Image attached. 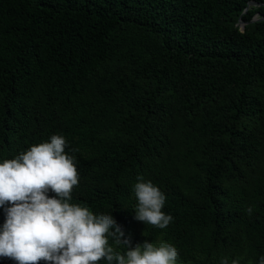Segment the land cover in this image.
<instances>
[{"label": "trees", "instance_id": "16d2710c", "mask_svg": "<svg viewBox=\"0 0 264 264\" xmlns=\"http://www.w3.org/2000/svg\"><path fill=\"white\" fill-rule=\"evenodd\" d=\"M248 1L0 0V162L62 135L70 203L177 264H259L264 0ZM138 175L165 194V229L134 219Z\"/></svg>", "mask_w": 264, "mask_h": 264}, {"label": "clouds", "instance_id": "9594fccd", "mask_svg": "<svg viewBox=\"0 0 264 264\" xmlns=\"http://www.w3.org/2000/svg\"><path fill=\"white\" fill-rule=\"evenodd\" d=\"M67 147L64 136L53 134L47 142L0 162V207L5 213L0 258L16 264H177L180 254L173 244L131 242L111 214L94 215L70 203L79 173ZM132 191L137 201L134 219L159 229L172 222L173 217L162 211L166 197L159 187L138 175ZM246 212L251 215L253 208ZM121 246L123 253L116 250ZM220 264L229 261L224 258ZM259 264H264V256Z\"/></svg>", "mask_w": 264, "mask_h": 264}, {"label": "water", "instance_id": "95a60500", "mask_svg": "<svg viewBox=\"0 0 264 264\" xmlns=\"http://www.w3.org/2000/svg\"><path fill=\"white\" fill-rule=\"evenodd\" d=\"M253 4H260L259 2L257 1H254V0H249L246 7L244 8L243 12H246V10L248 9V7L250 5H253ZM260 19H264V15H258L257 13L253 16V18L251 19V21H255V20H260ZM239 22L241 24V26H243L244 24V21L242 19H239Z\"/></svg>", "mask_w": 264, "mask_h": 264}]
</instances>
